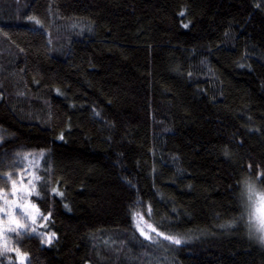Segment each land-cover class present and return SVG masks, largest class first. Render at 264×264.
I'll return each mask as SVG.
<instances>
[{
    "label": "trees",
    "instance_id": "obj_1",
    "mask_svg": "<svg viewBox=\"0 0 264 264\" xmlns=\"http://www.w3.org/2000/svg\"><path fill=\"white\" fill-rule=\"evenodd\" d=\"M28 168L27 264H264V0H0V177Z\"/></svg>",
    "mask_w": 264,
    "mask_h": 264
},
{
    "label": "rangeland",
    "instance_id": "obj_2",
    "mask_svg": "<svg viewBox=\"0 0 264 264\" xmlns=\"http://www.w3.org/2000/svg\"><path fill=\"white\" fill-rule=\"evenodd\" d=\"M30 169L27 172L20 170L17 173L9 174L5 177L6 184H0L4 188H0V230L15 228L16 224H26L30 228H35L36 232H31L33 234L40 233L38 235L41 239L47 243V237L51 232L42 228L44 224V219L34 203L31 200L33 190V177L30 174ZM10 176V179H7ZM12 181L16 182L15 190L12 187ZM7 194L8 205H5V201L2 197ZM257 202L253 204V213L255 214V223H259V219L256 218V207ZM10 212L11 217H6V213ZM36 218V222L33 224L31 217ZM14 221V222H10ZM21 231L17 228V231ZM16 234L14 232L5 231L4 235L0 237V264H20V259L15 251L5 252L3 246L5 241L9 248H18L16 241ZM53 239V238H52ZM21 253V252H20ZM24 255V254H23ZM26 259L23 264L27 263V256L24 255Z\"/></svg>",
    "mask_w": 264,
    "mask_h": 264
},
{
    "label": "snow or ice",
    "instance_id": "obj_3",
    "mask_svg": "<svg viewBox=\"0 0 264 264\" xmlns=\"http://www.w3.org/2000/svg\"><path fill=\"white\" fill-rule=\"evenodd\" d=\"M36 23L38 24L39 21H36ZM187 25H185L186 27ZM40 155H43V153H41ZM0 179H5L3 177H0ZM7 179H10V176L7 178ZM12 187H13V190H15V187H16V182L15 181H12ZM59 194V193H57ZM39 194L37 193V196ZM5 201V205L7 206L8 205V201H7V194L4 195V197H2ZM248 199L249 200H253L255 199V201L257 202V207H256V218L259 219L260 223L262 225H264V193H258L253 187H249L248 188ZM38 211V210H37ZM6 217H11V213L8 212L6 213ZM44 220H47L48 217L47 216H44L42 217ZM31 220H32V223L34 224L36 222V218L33 216L31 217ZM10 222H14V221H10ZM231 226V225H229ZM136 227L140 230L141 232V235H144L146 239H151V237L149 235H147V233L144 232L143 229H141L139 227V223L136 225ZM151 227V226H149ZM223 227V226H222ZM17 228L20 229L21 231H17ZM11 231V232H14L16 234V237H17V242L19 243V238L21 236H26L28 235V232L31 231V232H36V229L35 228H30L28 225L26 224H16V227L15 228H11V229H3V230H0V237H2L4 235V232L5 231ZM153 232H155L156 230L153 228L152 229ZM37 235H42L40 233H37ZM157 235H163L162 233H157ZM55 237V233H51L48 237H47V243H51V240L52 238ZM164 239H167L175 244H180L181 243V240L180 239H177V238H173V237H164ZM3 250L5 252H8V251H15L20 259V264H23L24 260L26 259V257L20 253V250L19 248H15V249H12V248H9L7 246V242L5 241L4 243V246H3Z\"/></svg>",
    "mask_w": 264,
    "mask_h": 264
},
{
    "label": "clouds",
    "instance_id": "obj_4",
    "mask_svg": "<svg viewBox=\"0 0 264 264\" xmlns=\"http://www.w3.org/2000/svg\"><path fill=\"white\" fill-rule=\"evenodd\" d=\"M245 226L248 229L249 238L252 239L255 243L264 247V225H262L260 222H250Z\"/></svg>",
    "mask_w": 264,
    "mask_h": 264
},
{
    "label": "bare ground",
    "instance_id": "obj_5",
    "mask_svg": "<svg viewBox=\"0 0 264 264\" xmlns=\"http://www.w3.org/2000/svg\"><path fill=\"white\" fill-rule=\"evenodd\" d=\"M28 234H33V233L28 232ZM36 235H37V234H36ZM21 253L27 256V254H25V253H23V252H21ZM27 257H28V256H27ZM26 264H27V263H26Z\"/></svg>",
    "mask_w": 264,
    "mask_h": 264
}]
</instances>
